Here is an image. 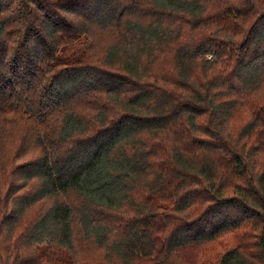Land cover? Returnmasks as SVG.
Returning a JSON list of instances; mask_svg holds the SVG:
<instances>
[{
    "label": "trees",
    "instance_id": "1",
    "mask_svg": "<svg viewBox=\"0 0 264 264\" xmlns=\"http://www.w3.org/2000/svg\"><path fill=\"white\" fill-rule=\"evenodd\" d=\"M263 84L264 0H0V120L39 149L0 171L37 182L0 186L2 264H198L225 234L209 264H264Z\"/></svg>",
    "mask_w": 264,
    "mask_h": 264
},
{
    "label": "rangeland",
    "instance_id": "2",
    "mask_svg": "<svg viewBox=\"0 0 264 264\" xmlns=\"http://www.w3.org/2000/svg\"><path fill=\"white\" fill-rule=\"evenodd\" d=\"M239 1V0H238ZM240 18L237 16V19ZM236 19V20H237ZM230 35L233 36L235 40L238 41L239 39V33L237 29L234 30H227ZM75 42L77 40H74ZM78 43V42H77ZM75 43V44H77ZM74 44V45H75ZM73 51L67 47L65 50L66 54H71ZM156 61H158V58H156ZM162 62L165 63V67L161 65L164 69L168 70V63L164 59ZM148 65V63H145ZM158 64H154L153 66L156 67ZM260 92H264V84L262 89H259ZM76 110H82L87 111L90 109L89 113H93L92 109L90 108L89 104L83 103L82 105H75ZM85 113V112H84ZM86 114V113H85ZM244 114L240 115L243 116ZM11 122L14 121L11 116H7L5 121L0 120V126L2 127L0 134L2 136V145L0 146V171H6L8 173H12L15 165L27 163L33 159H35L39 154V149L36 148L34 142L30 139V133L32 132V129H30L26 124V126H22L21 123L16 125ZM2 123V124H1ZM22 129H26V133L19 134V132ZM61 144V143H60ZM59 148L63 149L65 146H60ZM62 147V148H61ZM58 154V152H55ZM22 179L16 178L13 179L11 177H5L0 179V186L3 187L5 185L6 191H9V186L11 191H18L22 185H24L15 195L21 194L25 187L30 189L31 191L36 188L37 182L35 180H28L25 184ZM1 191L2 188L0 189ZM10 192V191H9ZM11 193V192H10ZM13 194L11 193V196ZM55 199H67L72 200L73 195L69 194L67 196H61L57 198H51L47 199V201L41 202H35L34 204H31L30 206L26 207L23 212V223L28 224L31 223L35 218L36 214L40 212L42 209H44L50 201H54ZM75 201V200H74ZM77 202V201H75ZM6 231L2 234V237L0 238V264H2L3 261V255L6 252H10V249L8 250L6 243L4 242L7 238ZM233 243L232 236L230 234H225L220 237H218L216 240L204 244L198 245L195 249V252L190 250L188 254H185L186 258L194 259L198 264H203L204 262L208 261V264L210 262H213L214 260L218 259V257ZM74 251L76 252V255L82 259L88 258L89 260H94V258L97 257L99 251L94 250L93 243L90 241L84 240L80 234L78 233L77 226H75L74 229ZM22 251H26L28 249L27 245L21 247ZM94 250V251H93Z\"/></svg>",
    "mask_w": 264,
    "mask_h": 264
}]
</instances>
